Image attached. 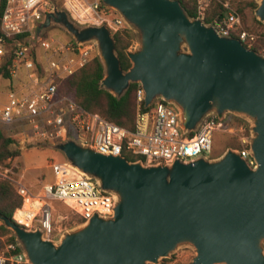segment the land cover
I'll return each mask as SVG.
<instances>
[{"label":"water","instance_id":"1","mask_svg":"<svg viewBox=\"0 0 264 264\" xmlns=\"http://www.w3.org/2000/svg\"><path fill=\"white\" fill-rule=\"evenodd\" d=\"M257 1L255 14L264 22V0ZM102 2L143 32L140 49L126 50L127 70L106 24L76 23L56 3L20 43L34 49L53 26L76 43L94 41L104 67L100 86L121 97L131 82L141 83L145 107L158 98L173 104L186 134L198 131L212 105L221 119L226 111L250 115L249 151L256 166L236 148L214 161L203 156L148 164L102 153L69 136L46 145L113 195L112 214L95 212L59 244L40 228L4 214L1 221L29 264H159L184 237L197 246L187 264H264L256 245L264 232V54L203 17H191L180 0ZM183 34L190 52L181 50Z\"/></svg>","mask_w":264,"mask_h":264},{"label":"built area","instance_id":"2","mask_svg":"<svg viewBox=\"0 0 264 264\" xmlns=\"http://www.w3.org/2000/svg\"><path fill=\"white\" fill-rule=\"evenodd\" d=\"M197 2L199 16L204 18L211 0ZM63 3L72 12H77L79 6V16L96 14L98 21L106 24L112 33L124 27L120 14L113 8L102 6V0H92L85 10L80 8V0H63ZM53 4L54 0H6L1 16L0 57L5 53L7 39L32 34ZM222 5L225 15L216 21L215 26L221 32L231 34L242 26L241 18L228 1ZM239 34L242 42L256 38L245 29ZM21 41L14 52L6 88L0 90V124L8 129L9 137L20 149L73 136L105 154L128 151L141 156L148 164L169 163L176 158L194 160L196 155L209 153L215 133L230 128L226 119L210 116L193 135L184 133L180 113L171 103L158 98L150 107L143 108L145 91L141 83L136 94L134 128L121 126L99 113L86 110L72 95L59 90L62 80L95 56L93 44L66 41L47 34L34 49ZM241 143V155L255 167L256 162L249 151L250 140L241 137ZM52 169L55 180L45 183L43 192L36 196L13 177L15 171L11 165L0 164V175L17 184L18 193L23 198L22 205L13 215L18 224L31 229L38 227L44 236L51 237L54 230L53 201L65 203L85 221L95 212L112 214L114 197L102 190L96 180L67 161L52 163ZM17 246L8 244L7 251L0 253V264H29Z\"/></svg>","mask_w":264,"mask_h":264},{"label":"rangeland","instance_id":"3","mask_svg":"<svg viewBox=\"0 0 264 264\" xmlns=\"http://www.w3.org/2000/svg\"><path fill=\"white\" fill-rule=\"evenodd\" d=\"M80 1H81L80 8L82 10H85L86 8H88L89 3L92 2V0H80ZM224 1H228L230 5L237 12H239L237 10L238 6H243L244 4L249 3L252 0H211V5L208 11L213 12L214 9L217 8V5L218 4L222 5V2ZM254 1L257 2V5L259 4L257 0H254ZM55 3L59 7L65 9L69 13V16L72 19V21L76 23H79V24L91 23L95 25L102 24L98 21L96 14L95 15L93 14L92 16H79V14H77V12H81V10L79 9V6L77 9V12H72L69 9H67L65 4L63 3V0H56ZM102 6H104V4ZM255 9H253L249 4H247L244 10V16L239 12L241 22L248 29L246 30L249 31L250 33L255 34L258 38L264 37V26L258 24L254 20V16L256 17ZM124 28H128L131 31V34L133 36V42L128 48L131 51L139 50L142 45V36H143L142 30L138 27V25H136L135 23L131 21L124 22V27L121 28L119 31L123 30ZM46 34L48 36H54L56 38H60L66 41L68 40L70 41V39H72L71 35L67 31H65L63 28H61L60 26L51 27L45 33V35ZM88 43L94 45V48H95L94 55L96 56L98 53V48H97L98 45L95 44L94 41L88 42ZM180 47L182 51L190 52V48L187 44V40L184 34L182 35V41L180 43ZM10 50H11V45L7 44L5 47V53L3 54L2 57H0V64L2 63V61H4L5 56L9 55ZM38 52H41V49H38ZM6 85H7V81L5 79H1L0 80V90L6 88ZM213 111H216L214 105H212L211 109L207 112L208 115L218 116L217 112H213ZM224 113H226L225 119L229 122L230 128L225 131L224 130L217 131L214 135V141H213V146H212L211 151L209 153L204 152L199 155H196L195 157H193L194 159L207 156L208 159H212V161H214L215 158L221 156L222 154H225L226 151H228L227 149L234 148L232 146L226 147L227 143L228 144H239L241 148H236V149L240 150L243 148V144L241 143V137H246L247 139L250 140L251 125L253 123V117H251L248 114H244V113L237 115L236 112H235L236 114H234V112H231V111H226ZM229 115H235L237 117H240L246 122V124H239V125L233 124L232 118L231 119L228 118ZM210 116H207V117H210ZM235 126H238L236 127L237 129H235ZM232 128H234L235 130H233ZM0 130L3 132V134L6 137H9L8 129L2 124H0ZM21 150H22V153L20 156L15 157V158H9L0 164L1 165H4V164L11 165L15 171V174H13V177L21 181V183H23L33 195H36V196L40 195L43 192L44 184L47 182H53L55 180V175L52 169V163L66 162L67 157L62 151L55 149L46 144L30 146V147H27ZM0 179L7 180L1 175H0ZM93 179L95 180V178ZM11 183H13V185L17 189V184L15 182H11ZM52 204L54 207L53 208L54 230L50 238H52L56 244H59L61 239L64 236H66V234L76 232L78 229H80L83 222H80L81 217L79 216V214H77L72 208L67 206L65 203L60 202V201H53ZM36 228L38 227H34L32 229L34 230ZM0 239H2L0 240L2 241L0 242V253H3L7 251L8 244L4 243L5 238L2 237ZM256 245L260 249L261 255L264 259V232L259 233L257 235ZM196 250H197L196 241L193 238L191 239L188 237H184L182 239L177 240L176 245L172 248V250L168 253V255L166 257L165 256L160 257L159 262L161 263L164 258H168L170 260L166 264H187L196 255ZM147 264H152V262L148 261Z\"/></svg>","mask_w":264,"mask_h":264},{"label":"trees","instance_id":"4","mask_svg":"<svg viewBox=\"0 0 264 264\" xmlns=\"http://www.w3.org/2000/svg\"><path fill=\"white\" fill-rule=\"evenodd\" d=\"M55 2L56 0H54V3ZM180 2L191 17L199 16L197 0H180ZM5 3L6 0H0V35H2L1 16L5 7ZM247 4H249L253 9L257 7V2L254 0L244 4L243 6H238L237 10L243 16ZM208 10L204 15V20L205 22L213 23L214 25L216 24V21L218 19L222 18L225 15V9L221 4H218L217 8L214 9L213 12H209ZM254 20L258 24L264 26V22L260 21L255 16ZM242 29L246 30L247 28L242 24L240 28L231 31V35L239 38V33ZM113 35L115 37L116 49L121 66L124 70H127L131 66V60L128 57L126 50L132 44L133 36L128 28H124L121 31L115 32ZM24 36L25 34L7 39L6 43L8 45H11V50L9 52V55H6L4 61H2V63L0 64V80H7L10 78V66L12 63L14 52L19 47L18 42L22 40ZM70 40L73 41V39ZM243 43L247 47L258 51L259 53H264V37L258 38L256 36L254 40H246L243 41ZM103 76L104 67L98 55H96L90 60L87 65L82 67L76 73L62 80L59 90L63 93L72 95L86 110L99 113L101 116L112 122H115L126 128L133 129L136 119V94L139 83L131 82L125 93L121 97H116L110 91L100 86ZM144 103L143 108H148L145 107ZM228 118H232L233 124H246L243 119L235 115H229ZM194 133L195 132H192L190 135H193ZM229 146H232L234 148H241L239 144L227 143L226 147ZM21 153L22 150L15 143L14 139H12L11 137H6L0 130V163H3L9 158L18 157L21 155ZM124 155L129 160H137L141 158V156L132 154L128 151H124ZM22 202L23 198L18 193L13 183L5 179H0V214L7 215L8 217L13 219L15 210L22 205ZM84 221L85 220L81 218L80 222ZM2 237L5 238V244L14 243L17 245L15 236L12 234L11 230L5 227V225L1 221L0 238ZM17 250L21 251L19 246H17ZM169 260L170 259L168 258H164L159 264H166Z\"/></svg>","mask_w":264,"mask_h":264}]
</instances>
